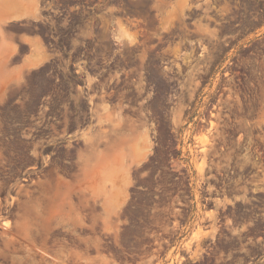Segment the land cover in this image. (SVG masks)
Returning a JSON list of instances; mask_svg holds the SVG:
<instances>
[{
    "label": "rangeland",
    "instance_id": "rangeland-1",
    "mask_svg": "<svg viewBox=\"0 0 264 264\" xmlns=\"http://www.w3.org/2000/svg\"><path fill=\"white\" fill-rule=\"evenodd\" d=\"M83 257L264 264V0H0V264Z\"/></svg>",
    "mask_w": 264,
    "mask_h": 264
},
{
    "label": "flooded vegetation",
    "instance_id": "flooded-vegetation-1",
    "mask_svg": "<svg viewBox=\"0 0 264 264\" xmlns=\"http://www.w3.org/2000/svg\"><path fill=\"white\" fill-rule=\"evenodd\" d=\"M24 180L25 181H27V185H32V184H36L37 182H38V179H27V178H24ZM23 185H25V184H23ZM52 250H56L57 248H51ZM41 251V250H40ZM42 252V251H41ZM86 252L85 251H81V255H83V256H85L86 254H85ZM46 254V253H45ZM48 257H50V258H53L51 255H49V254H46ZM68 255H69V253H68ZM87 259H86V257L84 258H76V259H72L71 260V262L70 263H64V264H88L87 263ZM95 264H104L103 262H101V261H99V262H97V263H95Z\"/></svg>",
    "mask_w": 264,
    "mask_h": 264
}]
</instances>
